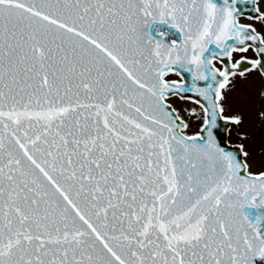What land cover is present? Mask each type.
Instances as JSON below:
<instances>
[{
	"label": "snow or ice",
	"instance_id": "obj_1",
	"mask_svg": "<svg viewBox=\"0 0 264 264\" xmlns=\"http://www.w3.org/2000/svg\"><path fill=\"white\" fill-rule=\"evenodd\" d=\"M253 74L264 0H0V264H264Z\"/></svg>",
	"mask_w": 264,
	"mask_h": 264
},
{
	"label": "rangeland",
	"instance_id": "obj_2",
	"mask_svg": "<svg viewBox=\"0 0 264 264\" xmlns=\"http://www.w3.org/2000/svg\"><path fill=\"white\" fill-rule=\"evenodd\" d=\"M254 79H255V77H252L251 80H254ZM253 84H255V85H252L249 82V80H247V81H243V80L238 81L237 84H236V91L233 93V100L236 103H239L241 98H244L246 100V103L243 105V107L246 108L247 110L249 109V110L252 111L253 117L256 119L254 121V126H256L258 122H261V120L259 119L257 113L260 110L262 104H264V98H262L261 95H260V89H261L262 86L259 85V84H256L255 81H253ZM256 85H259V86H256ZM178 104L184 106V114L186 116L190 115V114L187 113V106H189V105L195 106V105L191 104L188 101H181V102H178ZM237 106H240V105H237ZM244 108H243V111H245ZM255 110H256V113H255ZM190 123H191V127H190L189 131L196 130L197 126H198V121L196 119L192 118V119H190ZM235 128H231V130H230V140L232 142L237 140V139H240L239 135L237 134V129H235ZM251 128L252 127H250V128L247 127L246 131L250 130ZM243 130L245 131V129H243ZM253 130L255 132L259 131L258 128L253 129ZM258 138L260 139L259 141H262V139H264V133H263V135L261 134V137H258ZM252 143H255V140H252ZM247 145H251V144L249 142H247ZM255 145H256V143H255ZM259 153H260L259 150H257L256 156H257L258 160L261 158V155Z\"/></svg>",
	"mask_w": 264,
	"mask_h": 264
},
{
	"label": "flooded vegetation",
	"instance_id": "obj_3",
	"mask_svg": "<svg viewBox=\"0 0 264 264\" xmlns=\"http://www.w3.org/2000/svg\"><path fill=\"white\" fill-rule=\"evenodd\" d=\"M252 77H255V79H254V80H251ZM252 77H250V78L248 79L249 82H250L252 85H255V84H253V81H255L256 84H259V85H261V86H264V80L261 79V77L259 76V74H253ZM198 107H199V106H198Z\"/></svg>",
	"mask_w": 264,
	"mask_h": 264
},
{
	"label": "water",
	"instance_id": "obj_4",
	"mask_svg": "<svg viewBox=\"0 0 264 264\" xmlns=\"http://www.w3.org/2000/svg\"><path fill=\"white\" fill-rule=\"evenodd\" d=\"M225 134H226V128L225 127H220L218 129V136L220 138H224L225 137Z\"/></svg>",
	"mask_w": 264,
	"mask_h": 264
}]
</instances>
